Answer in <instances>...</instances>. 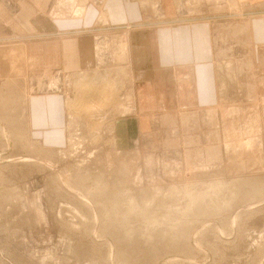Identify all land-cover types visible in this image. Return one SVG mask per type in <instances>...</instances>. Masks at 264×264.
<instances>
[{
  "label": "rangeland",
  "instance_id": "obj_1",
  "mask_svg": "<svg viewBox=\"0 0 264 264\" xmlns=\"http://www.w3.org/2000/svg\"><path fill=\"white\" fill-rule=\"evenodd\" d=\"M79 2L48 15L74 17ZM0 7L17 12L13 0ZM18 27L0 16V264H264V79L240 89L236 58L224 59L216 107L140 120L121 27L94 38L97 67L70 76L10 55L38 37ZM82 85L97 87L87 102L102 98L93 115L75 105ZM49 92L65 110L59 146L31 124L30 100Z\"/></svg>",
  "mask_w": 264,
  "mask_h": 264
},
{
  "label": "crops",
  "instance_id": "obj_2",
  "mask_svg": "<svg viewBox=\"0 0 264 264\" xmlns=\"http://www.w3.org/2000/svg\"><path fill=\"white\" fill-rule=\"evenodd\" d=\"M13 1L15 15L0 7V16L16 23L23 34L37 35L43 41L32 39L29 47H23L28 64H42L47 72L61 66L70 76L97 67L95 53L92 59L89 54L95 48L94 38L103 29L121 27L127 36V63L140 120L150 113L216 107L219 63L234 57L237 71L232 75H238L240 89L243 82L245 87L254 85L256 91L262 88L264 0H236L230 5L199 0L198 5L180 7L174 0H158L156 8L138 0H90L81 17L57 19L48 15L57 0ZM58 94L39 93L30 100L31 124L42 131L39 139L56 146L63 142L66 125Z\"/></svg>",
  "mask_w": 264,
  "mask_h": 264
},
{
  "label": "bare ground",
  "instance_id": "obj_3",
  "mask_svg": "<svg viewBox=\"0 0 264 264\" xmlns=\"http://www.w3.org/2000/svg\"><path fill=\"white\" fill-rule=\"evenodd\" d=\"M86 0H80V2H79V5L80 6H78V8H76L75 9V11H74V16H77V17H81L82 15H83V13H84V11H85V7L87 6L86 4ZM106 12V11H105ZM101 14H103V13H101ZM106 14V13H105ZM8 52L10 53V55H13V54H16V57H24V55H25V51H24V47H23V44L22 45H14L13 47H9V49H8ZM8 54V53H7ZM8 57V56H7ZM122 68V67H121ZM121 71V70H120ZM119 71V72H120ZM123 71V70H122ZM118 72V71H117ZM100 73V72H99ZM79 77V76H78ZM97 77V76H96ZM100 78H101V76H99ZM86 78V77H85ZM97 81V80H96ZM99 81V80H98ZM113 83V82H112ZM85 85V84H84ZM83 86V85H82ZM81 86V88H83V89H80V92L81 93H84L83 94V96L85 95L86 96V94H89L88 95V97L90 96V93L92 94V92L94 93V91L96 90V88L97 87H94L93 88V86L91 87V86H87L88 88H86L85 89V87L86 86H83L82 87ZM103 86V85H102ZM100 88H102V87H100ZM107 89V88H106ZM101 90V89H100ZM100 90H98V92L100 91ZM104 90V89H103ZM79 92V91H78ZM101 92V91H100ZM80 93V94H81ZM80 94H78V95H80ZM130 94V93H129ZM131 95V94H130ZM133 96V95H132ZM93 97V96H92ZM82 98V97H81ZM125 98H126V96H125ZM132 98V97H131ZM89 99V101L87 102V96H86V101H84L85 102V104H82V103H75V105H77V104H81L82 105V108L83 109H86V111L88 112H90V113H92V111H96L97 109L99 110L100 108H103L102 106L104 105V104H102V98H100V96H99V98H94V99H91V98H88ZM100 99V100H99ZM78 100V99H77ZM80 100H82V99H80ZM80 100H78V101H80ZM104 100V99H103ZM129 100H131V99H129ZM105 101V100H104ZM127 101V100H126ZM72 102H76V101H72ZM81 102V101H80ZM109 102V101H108ZM104 103V102H103ZM132 103H133V100H132ZM74 104V103H73ZM106 105L107 104H109V103H105ZM72 105V104H71ZM105 105V106H106ZM77 106H79L80 107V105H77ZM76 106H73V108H75ZM78 107V109H82L81 107L79 108ZM109 107V106H108ZM124 107H126L125 105H124ZM107 108V107H106ZM119 108V107H118ZM77 109V108H76ZM123 109H125V108H123ZM129 109V108H128ZM104 110V109H103ZM103 110H101L102 112H105L106 113V111H103ZM130 110V109H129ZM81 111V110H80ZM84 111V110H83ZM108 111V110H107ZM88 112V113H89ZM98 112V111H97ZM97 114H99V112L97 113ZM92 115H93V113H92ZM102 115V114H101ZM89 116H91V114H89ZM94 116H95V114H94ZM103 117V116H102ZM102 117L100 118V119H102ZM97 118H99V117H97ZM76 119V118H75ZM79 119V118H78ZM74 120V119H73ZM102 120H104V119H102ZM101 120V121H102ZM102 123V122H101ZM79 124V123H78ZM75 125H76V123H75ZM73 136H72V141H73ZM69 140V139H68ZM77 140V139H76ZM71 141V142H72ZM74 142H75V139H74ZM68 145H69V143H68ZM69 146H71V145H69ZM124 175V174H123ZM83 178V177H82ZM107 187V186H106ZM112 192V191H111ZM198 197V196H197ZM133 201V200H132ZM115 202H117V201H115ZM130 202V201H129ZM127 203V202H126ZM131 203V202H130ZM116 204V203H115ZM128 204V203H127ZM131 204H135V202L134 203H131ZM117 205V204H116ZM118 206V205H117ZM151 206V205H150ZM124 207V206H123ZM123 207L121 208V205H119V207H117V212H119L118 210L119 209H123ZM143 209V208H142ZM121 210H120V212H121ZM129 211V210H128ZM121 214H123L122 212L120 213V215ZM129 214V213H128ZM127 214V215H128ZM119 215V216H120ZM127 215H126V217H127ZM122 216V215H121ZM123 218H125L124 217V215H123ZM120 220H123V219H120Z\"/></svg>",
  "mask_w": 264,
  "mask_h": 264
}]
</instances>
